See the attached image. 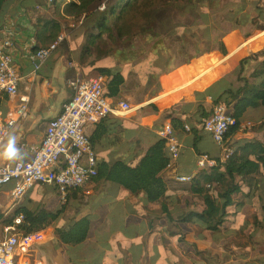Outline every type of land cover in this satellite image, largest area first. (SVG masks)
<instances>
[{
	"label": "crops",
	"instance_id": "crops-1",
	"mask_svg": "<svg viewBox=\"0 0 264 264\" xmlns=\"http://www.w3.org/2000/svg\"><path fill=\"white\" fill-rule=\"evenodd\" d=\"M50 1L6 0L0 12V28H6L14 39L12 53L20 70V93L31 97L27 116L0 146V165L33 158L32 145L43 139L49 121L61 112L64 102L71 96L65 89L67 80L78 74L83 78L78 66H70V61L78 65V50L75 48L71 50L70 57L63 44L49 58L40 59L36 56L37 51L33 49L36 26L41 23L42 17L52 16L49 12ZM244 30L245 27L235 25L226 31L227 55L214 50L177 68L169 76L161 74L159 80L162 88L155 97H151L149 82L127 73L125 91L121 96L110 99L115 105L121 100L127 101L132 108L126 113H110L101 125L102 129L108 128L109 133L94 144L99 163H107L108 173L96 177L86 189L78 190L75 199L68 204L58 202L56 185L53 183H37L18 202L11 197L14 180L0 189V192L3 191L0 205L5 206L8 202L5 209L0 206L4 214L19 205L30 206L32 192L39 188L40 195L34 208L39 205L47 208L48 200L52 198L60 204L57 210H47L59 211V215L41 229L44 239L35 244L45 264H172L171 250L163 243L162 235L151 231L149 222L155 216L153 213L149 216L148 210L158 213L161 209L149 205L144 185L159 174L175 183L176 174L196 173V161L200 153L208 152L218 157L222 155V148L202 128L194 112L198 109L199 99L208 108L215 103L212 95L204 93L208 87L220 79L228 81L222 86L233 83L242 65L245 75L253 70L256 60L248 57V52L264 46V31L246 39ZM72 31L69 30V34ZM140 43L147 44V47L141 49ZM69 46H75L74 42ZM164 51L167 48L162 39L149 34L140 35L130 47L115 53L116 64L112 70L122 71L125 64L134 65L152 52L165 54ZM151 103L159 111L150 107ZM2 106L5 113L9 114L13 110L14 101L11 99ZM167 108L186 113L187 123L194 129L191 132H177L182 141L181 155L178 160L170 161L163 167L162 155H169V152L164 143L158 141V126L161 121L160 112ZM263 118L264 107L250 109L245 122H260ZM98 125L99 122L88 123L86 130L90 136L95 133ZM250 129L245 130L246 136L253 134L264 140V131ZM10 141L14 142L16 150L12 157L6 155ZM232 142L230 138V143L234 145ZM188 199L189 196L184 192H172L171 211L174 216L186 211ZM85 216L91 219L89 237L76 245L65 244L59 230ZM161 222L163 219L154 220L156 225ZM187 229H191L198 239L197 233L200 230L196 225ZM192 241L182 242L179 264H201L199 259L202 255L194 247L190 248ZM227 242L230 244V239L224 245ZM221 244L222 240L215 241L214 237L211 247ZM225 250L229 254L225 264H231L230 246L225 247ZM208 256L211 259L214 257L213 254ZM257 260L264 264L263 259Z\"/></svg>",
	"mask_w": 264,
	"mask_h": 264
},
{
	"label": "trees",
	"instance_id": "trees-1",
	"mask_svg": "<svg viewBox=\"0 0 264 264\" xmlns=\"http://www.w3.org/2000/svg\"><path fill=\"white\" fill-rule=\"evenodd\" d=\"M104 1L51 0L49 12L52 16L42 17L41 23L37 24L33 49L37 51L49 47L61 32L63 24L69 23V30L73 31L63 43L68 57L73 48L78 50L77 66L83 79L94 73L104 76V95L108 98L123 94L127 87V73L149 82L151 97H155L162 88L161 74L169 76L177 68L214 50L227 55L225 36L232 26L245 27L246 39L264 31V0H110L94 24L89 27L81 24L93 16ZM5 2L0 0V12ZM240 7H244L242 12H238ZM35 11L39 12L38 9ZM143 34L162 39L167 55L152 52L141 62L125 64L122 71L113 72L115 53L130 47ZM73 42L75 46H69ZM248 57L256 60L249 75L244 74L242 65L233 83L222 86L228 81L220 79L204 92L212 95L215 103L225 104L227 113L237 119L228 132L235 148L233 154L215 167L197 169L189 182L176 181L171 185L172 181L159 174L144 185L149 205L161 209L158 213L148 210L149 216L152 213L155 216L149 222L151 231L162 235L163 243L171 250L172 264H179L182 242L191 239L190 248L194 247L202 255L199 259L201 264H225L229 255L225 245H211L215 233L229 227L241 229L248 236L242 237L258 243V249L254 251L264 253V241L254 239L264 228V140L253 134L246 136V129L242 128L250 109L264 107V46L257 51L250 50ZM197 102L198 109L194 114L196 120L202 123L208 106L201 103V99ZM150 107L159 111L154 103ZM160 113L159 129L170 122L177 132L193 131V126L191 131L185 129L188 121L186 113L173 108ZM103 121L91 135L94 144L109 133L108 128L102 129ZM251 128L264 131V118L260 122H252ZM158 141L167 147L164 139L159 137ZM162 156L163 167H166L171 161L170 153ZM98 169L100 176L106 175L107 163H99ZM172 192H184L189 196L190 209L174 216L171 211ZM47 210L40 205L36 208L19 205L8 214L0 211V226L12 224L23 213L25 218L20 224L23 231L41 230L59 215V211ZM158 219H163V222L154 224V220ZM194 225L200 230L198 239L191 229H187ZM251 227L253 232L245 231ZM90 229L91 219L85 216L71 226L61 228L59 233L65 244L76 245L89 237ZM235 244L233 254L237 253L240 244L248 247L241 241ZM208 254H213V259Z\"/></svg>",
	"mask_w": 264,
	"mask_h": 264
},
{
	"label": "built area",
	"instance_id": "built-area-1",
	"mask_svg": "<svg viewBox=\"0 0 264 264\" xmlns=\"http://www.w3.org/2000/svg\"><path fill=\"white\" fill-rule=\"evenodd\" d=\"M109 2L105 0L94 15L81 24L85 27L94 24ZM70 27L65 22L57 38L49 47L37 50L36 56L40 59L52 56L67 39ZM13 47L14 39L10 33L6 28H0V146L27 116L31 101L29 94L20 93V70L14 61ZM70 66L76 67L77 62L71 61ZM65 89L71 96L64 102L61 112L49 121L43 139L32 145L33 158L0 165V189L14 180L11 197L16 202L37 183L55 184L57 200L62 205L74 200L78 190L86 189L99 176L98 154L86 126L105 120L110 113H126L132 108L131 103L124 100L115 105L104 95V76L101 73H94L86 79L75 75L67 80ZM11 99L14 101L13 110L6 114L2 104ZM236 123L237 119L227 113L225 104L214 103L204 111L202 128L223 151L220 157L208 152L200 153L197 169L215 167L233 154L235 148L230 143L228 132ZM251 127L252 122L242 124L244 129ZM191 128L190 123L185 124L187 131ZM159 135L166 141L171 161L178 160L182 141L177 131L167 123L159 130ZM193 176L194 173L176 174L175 179L189 182ZM24 218L21 213L12 224L1 228L0 264H45L42 253L35 247L44 239V232L23 231L20 224Z\"/></svg>",
	"mask_w": 264,
	"mask_h": 264
},
{
	"label": "rangeland",
	"instance_id": "rangeland-1",
	"mask_svg": "<svg viewBox=\"0 0 264 264\" xmlns=\"http://www.w3.org/2000/svg\"><path fill=\"white\" fill-rule=\"evenodd\" d=\"M215 3H217V1H215ZM244 10V7H241L238 9V12H242ZM140 47L141 49L147 47V44H143V43H140ZM165 54H167V51H164ZM164 66L166 64L162 63ZM140 82V80H138ZM263 114H261L262 116ZM252 122H254L252 120ZM248 131V130H246ZM250 131H255L253 128L250 129ZM233 143V142H232ZM171 185H174V183H171ZM38 188V187H37ZM40 190L41 188L39 189H36L35 191L32 192V202L30 203V206L31 207H35L36 204H37V201H38V196L40 195ZM3 193V191L0 192V195ZM192 200H194V197L192 198ZM187 209H190V202L187 201ZM200 204V202H199ZM3 209H5L7 206H8V202L5 206H2L0 205ZM58 208H60V204L57 203V201L55 199H50L48 200V206H47V209L48 210H57ZM253 228H249V229H245V231H251L253 232L252 230ZM230 232V233H229ZM230 234V237H228ZM242 236H246V233L241 231V229L239 228H233V227H230L226 230H223V231H220L218 232V234L215 235V241L216 240H222V244H225L226 241H229L230 239V244L229 242L226 243L225 247H228L230 246V262L231 264H260V261L261 260H257V258H261L264 260V253H258V252H255L254 250L255 249H258V243H255L254 240L250 241L248 240V238H245V237H242ZM256 240H258V242H261V241H264V228L260 231H258V233L256 234L255 238ZM238 241H241L242 243H246L248 245L247 246H244L243 244H240L239 246H237V253L236 254H233V250H234V247H235V243L238 242Z\"/></svg>",
	"mask_w": 264,
	"mask_h": 264
},
{
	"label": "clouds",
	"instance_id": "clouds-1",
	"mask_svg": "<svg viewBox=\"0 0 264 264\" xmlns=\"http://www.w3.org/2000/svg\"><path fill=\"white\" fill-rule=\"evenodd\" d=\"M13 141H10L9 142V145H8V149H7V153H6V155L8 156V157H12L13 155H15V148L13 147Z\"/></svg>",
	"mask_w": 264,
	"mask_h": 264
},
{
	"label": "bare ground",
	"instance_id": "bare-ground-1",
	"mask_svg": "<svg viewBox=\"0 0 264 264\" xmlns=\"http://www.w3.org/2000/svg\"><path fill=\"white\" fill-rule=\"evenodd\" d=\"M227 42L230 44V38L227 39Z\"/></svg>",
	"mask_w": 264,
	"mask_h": 264
},
{
	"label": "water",
	"instance_id": "water-1",
	"mask_svg": "<svg viewBox=\"0 0 264 264\" xmlns=\"http://www.w3.org/2000/svg\"><path fill=\"white\" fill-rule=\"evenodd\" d=\"M36 61H40V59H37Z\"/></svg>",
	"mask_w": 264,
	"mask_h": 264
}]
</instances>
